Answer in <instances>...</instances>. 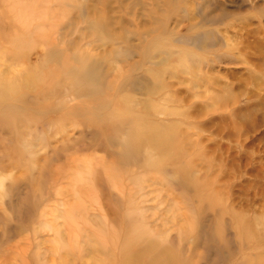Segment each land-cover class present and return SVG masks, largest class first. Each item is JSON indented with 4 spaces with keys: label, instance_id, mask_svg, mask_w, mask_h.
Here are the masks:
<instances>
[{
    "label": "rangeland",
    "instance_id": "1",
    "mask_svg": "<svg viewBox=\"0 0 264 264\" xmlns=\"http://www.w3.org/2000/svg\"><path fill=\"white\" fill-rule=\"evenodd\" d=\"M170 1L0 0V264H264V0Z\"/></svg>",
    "mask_w": 264,
    "mask_h": 264
},
{
    "label": "bare ground",
    "instance_id": "2",
    "mask_svg": "<svg viewBox=\"0 0 264 264\" xmlns=\"http://www.w3.org/2000/svg\"><path fill=\"white\" fill-rule=\"evenodd\" d=\"M87 1H89L91 4L93 2V0H87ZM170 3L171 1L169 0L165 4L169 5ZM156 7H159V5H157ZM92 13H93V9L91 11H88V10H86L85 12L82 11L81 17L83 19H87L88 21H90L89 25L93 29L98 30L97 32H102V28H105V26L102 24L106 22V25H107L106 19L100 13L96 11H94V14ZM99 25H101V27ZM95 72H96L95 65L91 64V65L83 66L82 68L78 69L77 73L71 75V77L75 81H80L84 83L85 88H94L97 85V77L95 75Z\"/></svg>",
    "mask_w": 264,
    "mask_h": 264
}]
</instances>
